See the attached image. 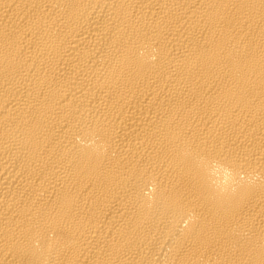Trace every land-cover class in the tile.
Masks as SVG:
<instances>
[{
  "label": "bare ground",
  "instance_id": "obj_1",
  "mask_svg": "<svg viewBox=\"0 0 264 264\" xmlns=\"http://www.w3.org/2000/svg\"><path fill=\"white\" fill-rule=\"evenodd\" d=\"M0 264H264V0H0Z\"/></svg>",
  "mask_w": 264,
  "mask_h": 264
}]
</instances>
